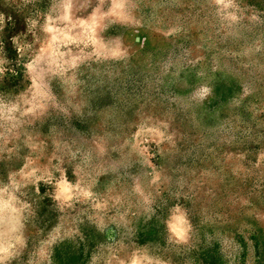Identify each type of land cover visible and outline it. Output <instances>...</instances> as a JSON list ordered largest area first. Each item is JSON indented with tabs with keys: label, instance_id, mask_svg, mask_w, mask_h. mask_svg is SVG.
Instances as JSON below:
<instances>
[{
	"label": "rangeland",
	"instance_id": "rangeland-1",
	"mask_svg": "<svg viewBox=\"0 0 264 264\" xmlns=\"http://www.w3.org/2000/svg\"><path fill=\"white\" fill-rule=\"evenodd\" d=\"M0 264H264V0H0Z\"/></svg>",
	"mask_w": 264,
	"mask_h": 264
}]
</instances>
